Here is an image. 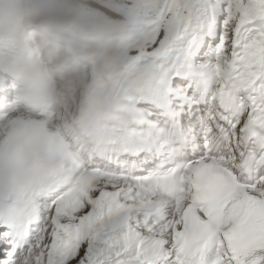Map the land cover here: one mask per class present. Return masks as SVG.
I'll list each match as a JSON object with an SVG mask.
<instances>
[{"label": "snow or ice", "instance_id": "1", "mask_svg": "<svg viewBox=\"0 0 264 264\" xmlns=\"http://www.w3.org/2000/svg\"><path fill=\"white\" fill-rule=\"evenodd\" d=\"M67 7L83 87L0 81V264H264V0Z\"/></svg>", "mask_w": 264, "mask_h": 264}, {"label": "bare ground", "instance_id": "2", "mask_svg": "<svg viewBox=\"0 0 264 264\" xmlns=\"http://www.w3.org/2000/svg\"><path fill=\"white\" fill-rule=\"evenodd\" d=\"M69 3L71 2L73 6L75 5H84L85 0H67ZM71 25L64 26V32L66 36H80V30L77 28V25H82L83 36L87 45L92 46L95 42L96 37L93 35V32L90 28L85 27L80 17L75 13V11L71 12Z\"/></svg>", "mask_w": 264, "mask_h": 264}]
</instances>
